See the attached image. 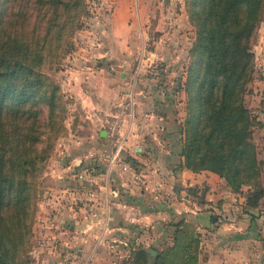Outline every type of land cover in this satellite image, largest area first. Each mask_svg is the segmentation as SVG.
Here are the masks:
<instances>
[{
	"label": "trees",
	"instance_id": "1",
	"mask_svg": "<svg viewBox=\"0 0 264 264\" xmlns=\"http://www.w3.org/2000/svg\"><path fill=\"white\" fill-rule=\"evenodd\" d=\"M188 6L197 42L184 80V165L212 170L236 191L245 187V204L258 206L264 198L262 161L244 95L264 0H189ZM84 7L85 0H0V264L28 261L37 177L48 156L59 96L44 68L68 51V36L82 24ZM198 243L199 232L180 219L171 243L155 253L132 246L127 263L200 264Z\"/></svg>",
	"mask_w": 264,
	"mask_h": 264
},
{
	"label": "crops",
	"instance_id": "2",
	"mask_svg": "<svg viewBox=\"0 0 264 264\" xmlns=\"http://www.w3.org/2000/svg\"><path fill=\"white\" fill-rule=\"evenodd\" d=\"M114 32L116 43L98 47L103 51L100 60L88 58L75 64L70 87L86 117V140L73 150L60 149L58 160L62 167L54 174L60 185L67 181L78 185L71 192L67 190L70 197L75 195V205L67 206V218L73 227L83 225L80 243L88 247L94 240L121 246L142 244L146 250L152 248L156 252L173 241L176 223L184 219L199 232L200 264H264V204L245 206L244 194L237 198L216 172L192 170L184 165L179 121L184 113L180 104L185 103V89L181 85L186 76L178 73L179 65L187 60L183 42L179 49L173 44L176 47L172 52L169 45L163 47L159 43L154 50L143 48L134 74L136 68H131L128 59V52L133 49L128 43L134 34L129 29L122 34ZM168 56H175L172 60L180 64L176 62L170 68L168 62V73L161 74L162 80L143 73L153 61H168ZM139 82L142 85L138 86ZM130 99L133 111L123 126L121 161L110 162L104 153L114 147L97 111L115 113L120 106L130 104ZM174 104L180 118L173 114ZM262 128L264 152V123ZM125 160L129 163L126 169L122 167ZM70 163L74 168L69 172ZM135 173L142 175L141 181L134 179ZM262 177L264 184V174ZM197 189L202 194L194 191ZM79 200H83V205H79ZM81 207L89 210L84 219L77 215ZM94 227L101 228L100 232L95 234ZM95 252L92 250L90 257L96 256Z\"/></svg>",
	"mask_w": 264,
	"mask_h": 264
},
{
	"label": "rangeland",
	"instance_id": "3",
	"mask_svg": "<svg viewBox=\"0 0 264 264\" xmlns=\"http://www.w3.org/2000/svg\"><path fill=\"white\" fill-rule=\"evenodd\" d=\"M188 2L189 0H85L84 11L81 15L82 24L68 36L71 41L68 51L58 55V59L52 63L51 69L44 68L46 74L58 85V108L56 109L54 128L51 129L49 141L47 140L50 143L48 156L40 175L37 177L38 189L26 245L28 255L26 264H128V254L132 248L130 243L121 246L106 242L99 244L95 243L96 240H94L88 247L85 243H80L79 235L81 238L84 235L83 225L79 223L73 227L68 222L67 216L70 211H68L67 206L75 205V198H72L75 195L71 194L70 197L67 190L71 192L72 188L78 185L75 181L59 184V178L54 175L56 169L62 167L61 161L58 160V154L63 148L73 150L76 144L80 147L83 146L87 133L86 117L81 113L82 107L77 105L78 96L76 97L71 89L70 80L75 73L76 63L88 58L100 60V52L103 53V51H99L98 47L102 48L105 44L113 42L116 33L114 30L122 34L125 29L132 30L134 34V39H130L128 43L133 46L132 51L128 52V59H131V68H136L134 74L137 73L138 61L141 58L140 55L142 56L143 48L146 51L154 50L159 43L163 47L169 45L172 52L176 47L173 44L177 45L179 49L180 42H183V48L187 52V60L179 65L178 73L187 76L197 42V25L192 20ZM143 36L144 39H142ZM124 42L128 41L124 39ZM252 50L254 52V68L252 77L247 83L248 91L244 95V101L254 117L255 124L253 125L252 136L256 144L257 157L262 161L260 179L263 182L264 160L262 158L264 152L261 138H263L262 127L264 123V7L262 20L253 39ZM108 56V54L103 55L102 61ZM173 58L175 56H168L170 61L161 59L153 61L150 66L144 69L143 73L145 75H157L158 79H161V74L168 73L166 70L168 62L171 63L170 68L176 62L180 64L179 61H173ZM177 59L180 60V57ZM184 80L181 85L183 89H185ZM140 85L142 84L139 82L138 86ZM171 87L172 83L169 85V88ZM187 97L185 91V103L180 104L185 113H183V119L179 121L181 145L183 139L182 123L187 114ZM172 106L173 114L180 118L181 115L176 113L178 111L176 105ZM46 113L47 110L44 108L42 128L45 132L48 130ZM45 134L43 133V138H45ZM73 168V163H70L69 172ZM224 183L226 188L236 192L237 198H241L245 193V187L241 191H236L225 180ZM60 190H65V193L60 192ZM194 191L197 192L198 189ZM197 194H202V191L201 193L197 192ZM83 203V200L82 202L79 200V205H83ZM262 204H264L263 197L259 200L258 205ZM243 205L258 207L245 204V197ZM82 209L83 207L80 208L77 215L84 219V215L89 213V210L86 212ZM73 211H75L74 206ZM96 213L98 214V212ZM77 219L79 218L77 217ZM100 230L101 228L94 227L95 234L99 233ZM92 250L96 251V256L94 254L90 257L89 254ZM118 257L124 258L119 259Z\"/></svg>",
	"mask_w": 264,
	"mask_h": 264
},
{
	"label": "built area",
	"instance_id": "4",
	"mask_svg": "<svg viewBox=\"0 0 264 264\" xmlns=\"http://www.w3.org/2000/svg\"><path fill=\"white\" fill-rule=\"evenodd\" d=\"M132 103L130 99V104L120 106L115 113H108L102 110L97 111L98 118L101 121L109 142L114 147L110 152L104 153L109 157L110 162L121 161L120 150L123 149L125 142L123 126L127 118L132 115ZM122 167L124 169L128 168V161H123ZM133 176L137 182L142 180V175L139 173H135Z\"/></svg>",
	"mask_w": 264,
	"mask_h": 264
},
{
	"label": "water",
	"instance_id": "5",
	"mask_svg": "<svg viewBox=\"0 0 264 264\" xmlns=\"http://www.w3.org/2000/svg\"><path fill=\"white\" fill-rule=\"evenodd\" d=\"M148 251L154 253L155 251L152 248H148Z\"/></svg>",
	"mask_w": 264,
	"mask_h": 264
}]
</instances>
